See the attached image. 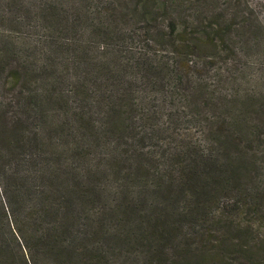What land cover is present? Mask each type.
Instances as JSON below:
<instances>
[{"label": "trees", "instance_id": "16d2710c", "mask_svg": "<svg viewBox=\"0 0 264 264\" xmlns=\"http://www.w3.org/2000/svg\"><path fill=\"white\" fill-rule=\"evenodd\" d=\"M167 25L175 35L167 60L123 58L106 40L120 36L99 29L100 58L85 48L72 61L49 57L36 71L30 62L10 70L5 81L22 89L12 115L0 101V264H264V166L249 148L257 124L229 110L220 123L215 111L204 122L205 146L159 145L157 117L177 111L149 95L165 80L162 99L175 97L199 64L176 19ZM33 82L36 98L23 100ZM202 95L186 94L198 105L192 119ZM210 99L202 103L214 107ZM249 208V225L228 219Z\"/></svg>", "mask_w": 264, "mask_h": 264}, {"label": "rangeland", "instance_id": "374dc122", "mask_svg": "<svg viewBox=\"0 0 264 264\" xmlns=\"http://www.w3.org/2000/svg\"><path fill=\"white\" fill-rule=\"evenodd\" d=\"M103 13L112 15V21L103 20L105 26L99 21ZM171 19H176L178 30H184L191 38L190 43L195 46L190 49L194 51L192 58L199 64L190 72V81L178 87L175 97L167 94L165 101L162 99L159 87L165 80L157 85L158 93L149 95L160 102L164 111H177L173 119L164 115L154 120L164 129L159 145L166 150L185 141L205 146L208 141L206 118L216 111L215 116L223 123L229 111L239 112L242 123L257 124L259 136L249 148L253 146L251 152L253 148L256 150V157L264 166V0H0V50L5 53L0 55L3 110L8 116L12 115L19 102L16 93L22 89L20 83L5 81L17 63L30 62L36 71L40 64L51 60L49 57L72 61L81 57L85 48L90 49L88 57L100 58L103 50H98V43L106 38L99 36V29L120 36L114 39L117 44L106 40L110 46L118 45L123 58L136 54V57H149L156 62L170 59V41L175 38L167 25ZM197 36L203 40L199 41ZM205 39L210 43L204 44ZM51 49L56 52L49 56ZM72 51H77V56ZM108 57L116 58L114 54ZM39 88L33 82L22 90V99L26 95L36 98ZM191 90L203 94L198 99L201 113L194 119L198 105L186 100ZM209 97L216 103L214 107L202 103ZM255 109L260 110L255 112ZM251 210L246 213L235 210L234 216L228 219L249 225L254 216ZM223 213L226 215L228 211ZM258 226L261 225L256 223L255 228ZM212 229L209 235L218 236L216 224ZM250 240L249 245L257 242ZM254 251L256 261H261L257 249ZM235 257L245 259L242 253Z\"/></svg>", "mask_w": 264, "mask_h": 264}]
</instances>
